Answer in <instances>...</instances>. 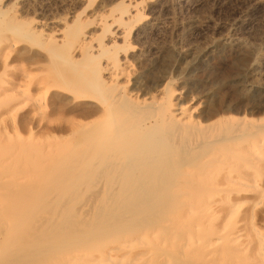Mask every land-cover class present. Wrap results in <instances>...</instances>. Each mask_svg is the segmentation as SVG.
Segmentation results:
<instances>
[{
  "label": "bare ground",
  "instance_id": "6f19581e",
  "mask_svg": "<svg viewBox=\"0 0 264 264\" xmlns=\"http://www.w3.org/2000/svg\"><path fill=\"white\" fill-rule=\"evenodd\" d=\"M114 8V13L109 16L114 21H110L128 25L130 20L136 19L131 15L133 8L124 6L123 2ZM3 13L0 6V16ZM106 21L102 22L105 24L104 35L109 30ZM70 27L68 32L73 30ZM13 31L21 32L25 39L34 38L30 39L29 31L22 32L21 25L13 27ZM70 35L77 42L78 33L74 31ZM12 39L0 38V70L6 71L14 62H25L28 70H23L14 80L23 79V84L5 82L8 89H2L0 97L16 90L15 95L22 101H3L0 117L5 111H15L20 128L28 123L34 125L31 116L39 106L36 109L34 103H28L43 101L48 120L70 115L80 121L58 124L51 130L52 137L46 135L45 141H57L58 146L53 151L41 154L40 150H35L38 151L35 153L36 145L25 146L20 141L19 146H14L9 139L5 143L10 145L0 149V153H14V163L26 167L20 175L30 172L36 175V180L26 185L0 181V190L15 198L0 211V264H201L198 249L191 252L193 259L185 255L187 239L195 236L192 227L204 216L202 212L209 205L205 199L211 198L204 187L209 181L206 183L202 174L205 169H223L225 165L241 174L238 162L242 152L252 158V161L247 159L248 163L261 162L260 157L249 152V138L264 135V122L254 126L246 120L239 123L234 118H218L210 130L202 129V121L181 107L175 109L168 99L147 102L139 101L138 97L131 98L126 86L118 84L119 75H116L119 64L128 60V48L124 47L125 56H119L116 40L110 41L111 45L100 40V51L96 55L82 52L83 48H80L81 58L77 60L68 53L59 52L58 47L53 49L50 39L36 43L49 45L48 52L37 45L14 43ZM78 41L82 42L80 47L86 42L85 39ZM111 48L115 52L113 55L109 54ZM108 56L114 61L112 68L101 66L100 60L108 59ZM111 69L116 73L107 72ZM33 70L44 73V78L34 87L32 81L25 83ZM22 85H29L26 94L21 92ZM36 96L41 100L33 101ZM23 99L27 105L19 108ZM17 100L18 103L14 102ZM68 123H72L71 128ZM254 143L261 149L264 147L262 142ZM221 153H227L232 159L219 156ZM210 190L223 191L221 188ZM50 191L56 194L51 195ZM253 191L260 194L263 189L253 186ZM258 196L262 198L263 195ZM81 199L86 204H77ZM192 200L196 211L190 210L189 201ZM37 214L42 216L40 224L34 222ZM5 220H12V225L5 226ZM179 223L180 227H177ZM127 234H132L130 239L123 237ZM142 239L148 245L144 243L139 248ZM153 240L157 245H153ZM258 240L259 243H254L261 251L264 237L258 236ZM144 246L150 248L153 256L149 260L144 259Z\"/></svg>",
  "mask_w": 264,
  "mask_h": 264
},
{
  "label": "rangeland",
  "instance_id": "374dc122",
  "mask_svg": "<svg viewBox=\"0 0 264 264\" xmlns=\"http://www.w3.org/2000/svg\"><path fill=\"white\" fill-rule=\"evenodd\" d=\"M0 1L1 10L4 11V15L0 16V38L5 37L9 40L14 38L12 39L14 43L19 42L25 46L37 45L47 52L49 45L40 46L36 43L37 41L47 42L50 39L53 40V49L58 47L59 52L68 53L71 58L77 60L84 51L90 55L98 54L101 41L105 45H111L110 41L116 40L114 42L117 43L116 52L120 53L119 56H125L124 51L128 48L126 49L128 60L119 64L116 75H119L118 84L126 86L128 96L133 99L138 97L139 101L148 100L147 102L153 99L157 102L168 99L176 106L175 109L181 107L187 110L193 118L202 121L204 125L201 126L202 129L212 127L218 118V120L234 118L239 123L246 120L254 126L264 122V0ZM117 2H123L124 6L130 9L136 6L131 14L136 19L130 20L128 25L114 23V19L109 16L114 13V6L116 7ZM140 5L142 7H139ZM2 17L6 18L2 20ZM105 19L109 22L107 25L110 30L106 32V35L102 32L105 27L102 22ZM18 25H21L22 32L28 33L29 31L30 39L34 38L25 39L21 32H14L13 27ZM68 27L73 30L68 32ZM74 31L78 33L77 42L72 38V34L70 35ZM51 35L52 37L49 38ZM92 38L96 42L92 41ZM78 39H85L86 42L82 47H80L82 42L80 43ZM87 41L90 44H87ZM125 42L127 45H124ZM4 45L8 46L7 42ZM80 48H83L82 52ZM110 50L109 54L113 55L114 50L112 48ZM7 51L10 50L7 49ZM105 58L100 60L101 66L112 68L111 65L114 63L112 58L109 59V56L108 59L105 60ZM81 62L85 64L86 60ZM23 70H28L25 62H14L7 67L6 71L0 70V91L4 88L8 89L5 82L23 84V79L14 81L20 77ZM107 72L116 73L113 69ZM43 78L44 73L33 70L30 78L25 79V83L32 81L34 87ZM22 86L21 92L25 91L26 94L29 85ZM11 93L6 94V97H0V104L7 100L10 102V99H19L15 95L16 90H11ZM37 98L39 97L36 96L33 101L41 100ZM19 100L14 102L18 103ZM36 102L28 103L29 105L35 104L36 109L39 106L40 109L37 110L41 111L34 112L31 116L34 125L28 123L27 126L20 128L15 111L1 113L0 149L7 148L10 144H6L5 141L10 140L14 142L12 143L14 146H19L20 141L25 146L33 147L32 144H34L36 145L34 151L40 150L41 154L53 151L58 146L57 141H45L46 135L52 137L54 133L51 130L58 124L80 121L70 115L64 118L53 117L48 120L43 101H41L42 104L40 101L37 102L38 105ZM26 105L23 99L22 107L19 108ZM92 122H95V119H92ZM70 124L72 123L67 125L69 128H71ZM255 138H249L251 139L249 140V152L256 158L260 157L261 162L253 161L250 164L252 158L242 152L238 162L241 174H236L230 166L227 167L228 165H225L223 169L204 170L203 179L206 183L209 181L208 187H204L208 189L207 195L211 198L205 199L209 202L206 212H202L203 218L201 221L196 220L192 227L195 236L191 240L187 239L186 258L193 259L194 255L191 252L198 249L201 264H264V249L260 251L255 245L256 241L260 242L258 236L264 237V147L261 149L258 144L254 143H264V135H258ZM13 154L0 153V181L13 182L17 185L33 183L36 175L31 172L24 176L20 175L26 167L16 165ZM218 155L232 159L227 153ZM247 159H250L249 163ZM6 164L8 166H2ZM217 174L220 176L217 177ZM253 186L263 189L259 192L263 195L262 198L258 196L260 194L253 191ZM209 187L210 189L221 188L223 191L213 192ZM49 193L56 194L55 191ZM11 195L0 190V211L6 203L15 201ZM216 196L219 198H215ZM189 203L190 210L192 208V211H196L195 201L192 200ZM77 204L82 206L86 204V201L81 199L77 201ZM11 221L5 220L4 225H12L13 221ZM34 222L40 224L42 216L37 214ZM177 227H180V223ZM127 236L123 237L130 239L132 234H127ZM153 241V245H157V241ZM144 243H146L145 246L148 245V242L142 239L139 248ZM145 246L143 249L146 253L143 256L144 259L149 260L153 256L150 255V248H145Z\"/></svg>",
  "mask_w": 264,
  "mask_h": 264
}]
</instances>
